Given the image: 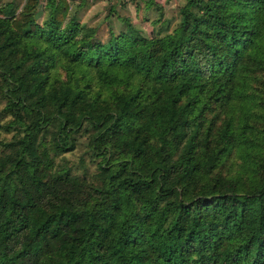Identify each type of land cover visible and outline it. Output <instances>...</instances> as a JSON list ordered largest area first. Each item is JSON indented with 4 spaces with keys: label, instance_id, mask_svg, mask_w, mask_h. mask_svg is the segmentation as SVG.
Here are the masks:
<instances>
[{
    "label": "trees",
    "instance_id": "16d2710c",
    "mask_svg": "<svg viewBox=\"0 0 264 264\" xmlns=\"http://www.w3.org/2000/svg\"><path fill=\"white\" fill-rule=\"evenodd\" d=\"M39 3L0 7V264H264V0L104 40Z\"/></svg>",
    "mask_w": 264,
    "mask_h": 264
},
{
    "label": "rangeland",
    "instance_id": "374dc122",
    "mask_svg": "<svg viewBox=\"0 0 264 264\" xmlns=\"http://www.w3.org/2000/svg\"><path fill=\"white\" fill-rule=\"evenodd\" d=\"M39 7L37 9V15L39 16L38 21L40 19L44 18L45 12L43 11V5L45 4L46 0H39ZM150 3H149V2ZM24 0H0V7L6 3L12 5V7L16 8V11H18ZM115 0H67L68 3V13L71 16L77 17L80 23H86L90 26H96L99 38L101 40H104L106 38V28L110 27L114 32L118 31L121 28V25H118L114 22H111L109 15L107 13H110L111 6L110 4H113ZM129 2V3H128ZM184 2V0H176L174 3H167L166 7V15L167 20L169 19L172 23L177 22V11L178 7ZM126 13L123 15L128 14V19H132L135 12L133 4L136 3L140 11H138L139 14L137 16L139 17H146L148 21H154L156 18L160 17V10L155 11L156 5L155 3H151L150 0H127L126 2ZM132 5V6H131ZM148 5V6H147ZM161 8V7H159ZM130 9V10H129ZM134 12V13H133ZM162 16V14H161ZM138 18V17H137ZM137 25V24H136ZM153 30V29H151ZM148 26L144 25L140 28L141 33L146 36L151 31ZM259 83L256 85V88L261 90L263 88V85L261 81H264V75H259ZM4 107V101L0 99V141H8L11 139V137L14 135V130H11L10 128H5V124L11 119V117L7 114H4L3 112ZM223 117V114L221 113L219 115V120L216 121V125H219L220 119ZM65 159L67 160L68 165L71 166L72 172L77 175H83L86 173V175H89L90 173H93L95 170L94 164L91 162L88 153L86 151L85 147V139L81 138L79 141V144L74 149V151L64 154Z\"/></svg>",
    "mask_w": 264,
    "mask_h": 264
},
{
    "label": "crops",
    "instance_id": "0c3cea01",
    "mask_svg": "<svg viewBox=\"0 0 264 264\" xmlns=\"http://www.w3.org/2000/svg\"><path fill=\"white\" fill-rule=\"evenodd\" d=\"M126 1L127 0H115V2L113 4H110V6H111V9L109 11L110 13H107V14L109 15V18H110L111 22H114V23H116L118 25H121L120 17L127 16L128 15V14L123 15L124 13L128 12V11H126V8H128L129 6L127 7L126 6V3H124ZM152 1L156 5H158L159 7H161L160 8V12L162 14V17L159 19L158 22H156V23L153 24L151 21H145V20H143L144 17L141 18V17L137 16V14L140 15V13H138V11H140V9L138 8V10H137L136 7H138V6H137L136 3L133 4V7H134L133 10H134L135 14H134V16H133L132 19H129V21L134 26H136L138 28H141L144 25H146V26H148V28H150V30L151 29H154L155 30L159 25H162L163 26L164 25V22L167 21L168 22L167 25H168L169 29L173 28L175 26L176 22L175 23L174 22L172 23L169 19L167 20L166 7L168 6L167 3H174V2H176V0H152Z\"/></svg>",
    "mask_w": 264,
    "mask_h": 264
}]
</instances>
